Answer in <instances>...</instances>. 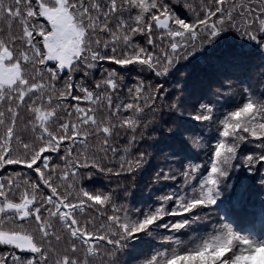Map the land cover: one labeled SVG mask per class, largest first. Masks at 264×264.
Listing matches in <instances>:
<instances>
[{
    "label": "snow or ice",
    "instance_id": "6c2138e0",
    "mask_svg": "<svg viewBox=\"0 0 264 264\" xmlns=\"http://www.w3.org/2000/svg\"><path fill=\"white\" fill-rule=\"evenodd\" d=\"M221 208L264 232V0H0V264L264 248Z\"/></svg>",
    "mask_w": 264,
    "mask_h": 264
},
{
    "label": "trees",
    "instance_id": "16d2710c",
    "mask_svg": "<svg viewBox=\"0 0 264 264\" xmlns=\"http://www.w3.org/2000/svg\"><path fill=\"white\" fill-rule=\"evenodd\" d=\"M178 14L184 15L183 9L178 10ZM228 39H231L233 42L241 45H248L249 42L247 41H240L237 37L234 35H229L226 37ZM194 63V59L189 61V64ZM111 67H116L115 65H112ZM121 71H125L121 69ZM130 75H135V71L133 68L127 69ZM194 161L198 160L199 157L195 156V154L191 157ZM150 174V170H146L145 173H143L140 177L141 184L145 179H147L148 175ZM246 175V173H243ZM107 182L99 176L93 177L91 180L86 182V187H92V188H98L102 187ZM114 186V185H112ZM174 187V185L172 186ZM167 186H161L157 187L155 189L156 194H160L161 192L165 191ZM147 203H151L154 200L153 196L147 195L142 198ZM219 205V201H218ZM221 214L224 216V219L226 222L230 223L231 226L235 231H237L239 234L249 237L250 239L256 240V241H264V232H258V231H252L247 228L245 222L241 219L234 218L231 213H229L227 208H221ZM158 232L161 234H166L164 229H157ZM158 246L157 243L152 239H139L138 241L132 242V247L135 249H139L140 251H150L154 247ZM228 251L227 247H218L213 249H205L203 252L191 255V256H179L176 257L170 261H168V264H215V262L222 257L225 252ZM127 255L130 257L132 255V252L129 251ZM233 264H264V248H257L254 251H252L249 254H245L241 257H238L235 261H233Z\"/></svg>",
    "mask_w": 264,
    "mask_h": 264
}]
</instances>
